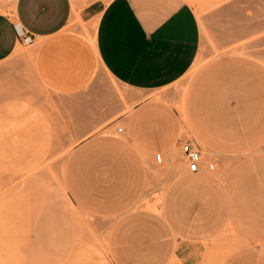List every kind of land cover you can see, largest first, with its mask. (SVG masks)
<instances>
[{
  "label": "rangeland",
  "instance_id": "rangeland-1",
  "mask_svg": "<svg viewBox=\"0 0 264 264\" xmlns=\"http://www.w3.org/2000/svg\"><path fill=\"white\" fill-rule=\"evenodd\" d=\"M185 1L198 20L199 52L187 74L162 89L114 85L89 45L78 51L73 45L86 42L85 22L74 18L54 39L19 45L0 62V264H30L31 258L37 264H111L112 227L135 211L167 219L187 239L201 240L221 226L225 213L216 217L205 207L211 194L204 201V183L170 191V182L186 174L185 164L173 163L184 162L180 144L197 132L219 148L224 128L206 123L208 101L217 96L212 110L219 123L236 130L237 76L258 75L264 82L262 69L253 73L256 65L264 68V0ZM49 41L47 49L39 46ZM118 91L141 98L120 101ZM133 114L143 121L137 136L128 125ZM161 135L178 138L171 160L167 146L156 144ZM195 143L205 162H215L214 171L203 168L197 179L222 177L223 164ZM147 147L150 153L142 155ZM247 217L232 218L253 233L258 226ZM242 241L228 229L218 241L221 255Z\"/></svg>",
  "mask_w": 264,
  "mask_h": 264
},
{
  "label": "crops",
  "instance_id": "crops-1",
  "mask_svg": "<svg viewBox=\"0 0 264 264\" xmlns=\"http://www.w3.org/2000/svg\"><path fill=\"white\" fill-rule=\"evenodd\" d=\"M73 18L85 22L80 31L86 41L73 45L78 44L77 51L82 50L83 43L89 45L114 85L119 83L139 92L162 89L185 76L197 59L199 24L185 0H0V62L19 45L54 39ZM50 45L49 41L39 46L47 49ZM256 67L253 73H260L259 68L264 73L263 67ZM240 70L246 71L244 67ZM239 75L236 130L230 127L231 123H219L218 114L212 110L216 96L205 104L203 115L210 127L224 128L220 132L222 138L217 140L219 148L214 147L211 138L198 132L194 135L203 150L223 164L219 175L223 176L197 179L201 172H186L170 182L172 193L204 183V201L211 194L205 207L216 212V217L217 213H225L221 226L201 240L187 239L174 233L163 217L154 220L141 211L126 214L111 230V264H264V82L258 75L253 80L243 73ZM117 97L127 102L138 100L141 95L118 91ZM184 121L190 130L188 120ZM128 125L137 136L143 121L133 114ZM159 137L156 144L167 146L171 160L170 151L178 138L168 141L167 137ZM147 148L142 155L150 153L152 148ZM173 164L183 167L178 161ZM233 214L253 219L258 226L255 232L245 231L233 220ZM150 222L157 226H150ZM228 229H233L243 241L222 256L218 241ZM43 233L31 244L33 250L41 245ZM155 233L161 235L150 236ZM35 260L31 258L30 264H37ZM53 263L54 260L48 263L46 259L41 262Z\"/></svg>",
  "mask_w": 264,
  "mask_h": 264
},
{
  "label": "built area",
  "instance_id": "built-area-1",
  "mask_svg": "<svg viewBox=\"0 0 264 264\" xmlns=\"http://www.w3.org/2000/svg\"><path fill=\"white\" fill-rule=\"evenodd\" d=\"M122 129L119 128L118 132H121ZM194 140V139H193ZM193 140H185L181 145V151L183 154L186 172L190 174L200 173L202 169L205 168L207 171L212 172L215 170V162H205L202 158V152L198 144ZM155 162L157 164L162 163V158L160 154H157L155 157Z\"/></svg>",
  "mask_w": 264,
  "mask_h": 264
},
{
  "label": "bare ground",
  "instance_id": "bare-ground-1",
  "mask_svg": "<svg viewBox=\"0 0 264 264\" xmlns=\"http://www.w3.org/2000/svg\"><path fill=\"white\" fill-rule=\"evenodd\" d=\"M38 149V148H37ZM176 149V147L173 149V150H175ZM31 153V152H30ZM172 153V152H171ZM155 157H156V155H155ZM183 163V165L185 164V162H182ZM158 173H160V172H158ZM158 173H157V175H158Z\"/></svg>",
  "mask_w": 264,
  "mask_h": 264
}]
</instances>
